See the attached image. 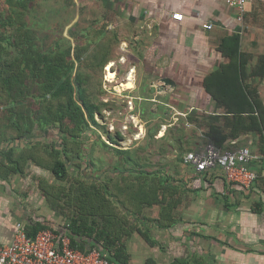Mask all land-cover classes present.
I'll return each instance as SVG.
<instances>
[{
	"label": "crops",
	"instance_id": "1",
	"mask_svg": "<svg viewBox=\"0 0 264 264\" xmlns=\"http://www.w3.org/2000/svg\"><path fill=\"white\" fill-rule=\"evenodd\" d=\"M94 1L105 13L97 29L126 31L122 46L131 49L141 71L139 83L124 90L142 101V110L174 112L169 123L174 130L181 118L192 117L186 121V136L180 143L189 152L212 145L209 133L215 127L222 133L215 140L220 151L249 148L248 165L259 176L250 187L230 183L219 167L199 172L194 164L184 163L174 130L155 140L142 158H154V162L145 161L154 178L168 179L165 191L157 190L164 204L144 206L138 216H131L138 229L155 241L151 245L137 230L127 237L131 264H147L149 259L155 264H264V122L252 119L259 110L264 112V74L253 75L256 69H264V3H249L240 23L227 0ZM174 14L184 15L183 20L174 19ZM231 36H239L244 65L241 57L235 61L229 55L227 38ZM235 68L239 81L237 74L229 75ZM162 78H170L175 86L152 92V84L159 87ZM231 79L237 87L228 90L225 86ZM240 81L245 89L238 86ZM248 91L256 92L257 102ZM250 106L254 113L248 110ZM161 123L160 136H164L166 123ZM148 140L145 136L138 143L146 146ZM19 222L27 229L39 223L54 229L65 224L27 178L0 177V244L13 241Z\"/></svg>",
	"mask_w": 264,
	"mask_h": 264
},
{
	"label": "trees",
	"instance_id": "2",
	"mask_svg": "<svg viewBox=\"0 0 264 264\" xmlns=\"http://www.w3.org/2000/svg\"><path fill=\"white\" fill-rule=\"evenodd\" d=\"M38 1L0 0V105L3 107L0 114V144L10 143L9 147L0 149V177L24 175L25 166L29 162L47 167L56 180L63 184L48 187L41 185V189L52 210L63 217L65 224L54 229L39 223L28 228L29 235L35 237L40 231L51 229L60 237L67 235L76 249L83 252L98 249L111 262L131 264L127 237L137 230L151 245L155 244L148 234L138 229L131 216H138L144 206L164 204V198H159L157 190L165 191L168 179L165 176L154 178L153 173L146 168V159L138 154L140 148H120L123 135L108 128H104V132L113 145L102 142L112 148V163L106 169L99 167L101 172L97 173L100 174L95 173L88 180L83 177L78 169L87 158L78 139L91 125L101 126L96 116H104V110L112 109L115 105L104 100L100 103L98 98L101 93L88 86L87 78L76 71V63L81 60L80 53L73 56L72 47L63 50L58 41L55 47L48 46L38 31L29 25L27 14ZM105 29L102 26L98 31L104 32ZM114 38L116 40L117 35ZM227 39L231 42L230 57L237 59L235 61L241 57L244 65L246 56L240 55L238 51L239 36ZM112 45H102L93 52L101 67L117 58L115 48L118 44ZM221 50L227 52L224 44H221ZM261 63L264 64V57H261ZM222 69L225 67L222 66ZM235 70L231 69L229 75L237 74L239 81ZM263 74V68L253 73L256 76ZM227 85L225 87L228 90L235 87L234 79L227 82ZM238 86L245 89L243 81ZM255 94L248 91V96L254 100ZM221 102L224 103L223 100ZM248 110L255 112L254 106ZM233 114H237V118L242 117L239 113ZM252 119H257L259 124L260 121L264 122V112L259 110L258 117ZM187 120L191 121L192 117L181 118L175 130L169 128L164 136H160L163 134L160 121L149 125L146 135L148 144L141 145V148L144 151L152 148L155 140L163 139L172 130L175 144L179 147L186 136ZM54 126L63 134L54 143L37 141L28 147L11 144L13 140L24 137L28 139L29 134L35 137L36 129H40L43 134L49 133ZM7 130L17 131V137H8ZM209 136L212 146L220 151V143L215 140L222 133L211 127ZM180 147L183 159L189 149L183 148V145ZM97 163H102V160L99 158ZM91 166L95 167V163ZM72 168L77 169L74 175ZM83 244H89L91 248L85 249ZM147 264L155 263L149 259Z\"/></svg>",
	"mask_w": 264,
	"mask_h": 264
},
{
	"label": "rangeland",
	"instance_id": "3",
	"mask_svg": "<svg viewBox=\"0 0 264 264\" xmlns=\"http://www.w3.org/2000/svg\"><path fill=\"white\" fill-rule=\"evenodd\" d=\"M27 17L29 25L38 31V34L48 46L55 47L58 41L63 50L71 46L73 56L80 53L81 60L76 63V71L81 72L87 78L86 83L88 86L101 93L98 98L100 103L104 100L115 105L112 109L104 110V116H96L101 126L91 125L78 139L79 146L85 158H87L78 169L83 177L88 180L95 176V173L96 175L100 174L97 173V171L101 172L98 170L99 167L106 169L109 168V163H112V148L105 146L102 141L110 146L113 144L105 134L104 128H108L112 132L119 131L123 135L124 140L120 142V148L133 150L140 148L138 154L145 157L146 155H143L145 154L144 149L141 148V144L138 142L144 140L148 126L160 120V122L166 123L167 131L169 123L174 120L175 113L170 111L158 113L149 109L142 110V101L134 98L130 90H124L125 88H133L136 82L139 83L136 79L140 76L141 71L138 63H136L137 58L133 56L131 49L122 46L123 40L127 37L126 31L107 29L104 32L98 31L99 25L97 23H101L105 19V13L104 10L97 8L94 0H39L38 4L28 12ZM116 35L117 39L115 40ZM108 43H113L112 46L118 44L115 48L117 58L101 67L97 64L96 53L93 52L97 47ZM134 47L136 46L133 44ZM130 48H132L131 45ZM133 48L132 50L135 49ZM131 71H133V75L130 76V80H127L126 78L129 77ZM129 81L131 83L127 84ZM2 110L3 107L0 105V114ZM162 127L164 126L162 125ZM34 133L35 137L29 134L28 139L24 137L20 140L17 139V141L13 140L11 144L16 147H28L37 141L54 143L63 135L55 126L50 128L49 133L43 134L44 132L40 129H36ZM17 134L18 132L13 130H7L6 132L8 137H17ZM9 145L8 142L0 144V149L3 150ZM99 158L102 163H97ZM149 158H146L147 163L152 162L154 159H152V156ZM90 159H93V161H90ZM93 162L95 167L92 168ZM1 165L2 162L0 161V167ZM76 170L71 169L72 175L75 174ZM16 175L24 179L27 178L38 197H43L46 206L52 210L41 185L48 187V185H62L63 183L57 181L47 167L29 162L25 166V174ZM54 212L59 214L56 211Z\"/></svg>",
	"mask_w": 264,
	"mask_h": 264
},
{
	"label": "built area",
	"instance_id": "4",
	"mask_svg": "<svg viewBox=\"0 0 264 264\" xmlns=\"http://www.w3.org/2000/svg\"><path fill=\"white\" fill-rule=\"evenodd\" d=\"M264 0H227L230 9L237 11V20L244 23L246 8L249 3ZM174 19L183 20L184 15L174 14ZM212 29L213 24H205ZM252 152L249 148L222 152L212 145L201 152H188L183 156L186 164H194L201 172L219 167L224 171L227 181L250 187L258 173L249 167ZM0 264H116L98 249L83 252L72 246L67 235L61 237L51 229L40 231L35 237L28 233L27 226L19 222L16 225L14 239L9 244H0Z\"/></svg>",
	"mask_w": 264,
	"mask_h": 264
},
{
	"label": "water",
	"instance_id": "5",
	"mask_svg": "<svg viewBox=\"0 0 264 264\" xmlns=\"http://www.w3.org/2000/svg\"><path fill=\"white\" fill-rule=\"evenodd\" d=\"M161 85L159 87L155 86L154 84H152V89L151 91L155 92L156 89H158L159 91L160 90H163L165 88L166 85H172V86H175V82L173 80H171L170 78H162L161 79Z\"/></svg>",
	"mask_w": 264,
	"mask_h": 264
},
{
	"label": "bare ground",
	"instance_id": "6",
	"mask_svg": "<svg viewBox=\"0 0 264 264\" xmlns=\"http://www.w3.org/2000/svg\"><path fill=\"white\" fill-rule=\"evenodd\" d=\"M131 75H133V71L130 72L129 77H128V80H130V76H131ZM130 83H131V81H129L127 84H130ZM129 141H130V140H129Z\"/></svg>",
	"mask_w": 264,
	"mask_h": 264
}]
</instances>
